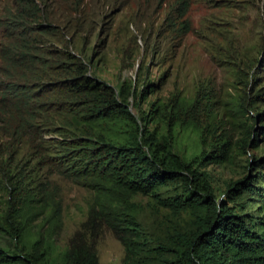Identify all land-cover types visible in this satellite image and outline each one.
<instances>
[{
  "label": "trees",
  "instance_id": "trees-1",
  "mask_svg": "<svg viewBox=\"0 0 264 264\" xmlns=\"http://www.w3.org/2000/svg\"><path fill=\"white\" fill-rule=\"evenodd\" d=\"M16 6L0 19L9 38L0 44V264H100L87 235L57 244L63 202L41 175L91 193L84 232L112 230L122 264H264V179L257 186L250 169L218 196L209 167L233 162L237 149L204 94H173L145 111L155 84L103 82L90 73L89 46L54 49L32 38L52 26L40 0ZM139 197L152 199L149 208Z\"/></svg>",
  "mask_w": 264,
  "mask_h": 264
},
{
  "label": "rangeland",
  "instance_id": "rangeland-1",
  "mask_svg": "<svg viewBox=\"0 0 264 264\" xmlns=\"http://www.w3.org/2000/svg\"><path fill=\"white\" fill-rule=\"evenodd\" d=\"M40 1L41 19L52 26L34 28L32 38L54 49L69 45L77 51L89 46L91 75L116 88L127 84L143 91L145 84H155L143 105L145 111L156 99L165 102L173 94L190 98L204 94V105L225 116L220 123L237 149L233 162L209 167L218 196L228 181L244 179L250 169L259 186L264 179V0ZM186 5L188 12L183 14ZM14 6L16 0H0V19L11 16ZM188 25L191 31L185 35ZM6 36L0 29L1 45L9 43V38L3 40ZM6 65L0 53V67ZM130 103V111L137 115L135 101ZM207 114L201 113L200 119L205 121ZM39 178L46 185L52 182L63 202L57 244L71 246L87 235L100 264H122L125 250L112 230L105 228L93 238L89 228L84 232L91 193L60 176ZM137 201L148 207L152 199ZM160 212L158 222L166 223L165 213Z\"/></svg>",
  "mask_w": 264,
  "mask_h": 264
}]
</instances>
